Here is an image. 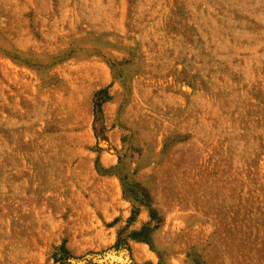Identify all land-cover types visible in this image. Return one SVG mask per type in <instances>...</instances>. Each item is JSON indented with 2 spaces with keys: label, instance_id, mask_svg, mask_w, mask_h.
<instances>
[{
  "label": "rangeland",
  "instance_id": "rangeland-1",
  "mask_svg": "<svg viewBox=\"0 0 264 264\" xmlns=\"http://www.w3.org/2000/svg\"><path fill=\"white\" fill-rule=\"evenodd\" d=\"M0 264H264V0H0Z\"/></svg>",
  "mask_w": 264,
  "mask_h": 264
},
{
  "label": "trees",
  "instance_id": "trees-1",
  "mask_svg": "<svg viewBox=\"0 0 264 264\" xmlns=\"http://www.w3.org/2000/svg\"><path fill=\"white\" fill-rule=\"evenodd\" d=\"M134 236H136V235H134ZM120 245V242H118V246Z\"/></svg>",
  "mask_w": 264,
  "mask_h": 264
}]
</instances>
